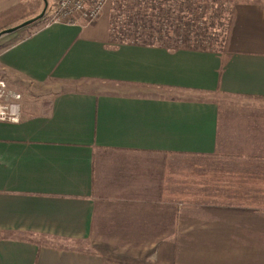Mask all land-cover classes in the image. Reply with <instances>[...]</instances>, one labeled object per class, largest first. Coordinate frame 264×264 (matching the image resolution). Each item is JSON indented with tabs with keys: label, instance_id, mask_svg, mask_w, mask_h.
Returning <instances> with one entry per match:
<instances>
[{
	"label": "crops",
	"instance_id": "crops-1",
	"mask_svg": "<svg viewBox=\"0 0 264 264\" xmlns=\"http://www.w3.org/2000/svg\"><path fill=\"white\" fill-rule=\"evenodd\" d=\"M43 8L0 0V30ZM228 19L220 49L117 40L108 10L0 36L22 94L20 121L0 122V264H180L204 242L264 264V204L240 202L264 195V126L235 140L217 102L264 116V0Z\"/></svg>",
	"mask_w": 264,
	"mask_h": 264
},
{
	"label": "rangeland",
	"instance_id": "rangeland-1",
	"mask_svg": "<svg viewBox=\"0 0 264 264\" xmlns=\"http://www.w3.org/2000/svg\"><path fill=\"white\" fill-rule=\"evenodd\" d=\"M54 0H46L47 8L53 3ZM179 1V0H177ZM157 2H161V5L166 8V6H170V8H173L174 12H177V6L178 3L176 2L173 5V0H106V3L103 5V8L101 9V13L105 10H108V13L110 15L111 19V27L114 29L113 33H115V38L119 40L120 36L118 35V32H120V29H122V26L126 27L128 26L127 22H132V18L135 16H141L144 15V11L146 8L151 9L154 8ZM169 2H171L169 4ZM195 2L198 3H207L209 8L208 11L205 12V14L200 15V8H194L191 5L192 11L188 9L189 15L192 20V29L197 31L198 33L196 35H191L188 37V41L185 40L184 44L189 42L191 45L195 44L196 38H199L202 40V43H200L202 48H211V49H220L222 44H224L225 41H223L224 33H226L228 25H229V9H231L232 5L234 4V0H195ZM43 5L44 0H43ZM159 5V4H158ZM195 5V4H194ZM217 7V9L212 10L213 7ZM190 7V6H189ZM46 8V11H47ZM176 9V10H175ZM45 11V13H46ZM185 12L186 10H182ZM147 12H150L147 11ZM213 12V13H212ZM100 13V14H101ZM179 13V12H178ZM215 13H218V16H215ZM209 16L212 17V19H209ZM187 16H184L182 20H186ZM29 19V18H28ZM27 20V19H25ZM23 20V21H25ZM47 20V18H46ZM181 20V23L184 22ZM190 20V19H189ZM21 21L20 23H22ZM144 22V20H142ZM181 23H178L179 26L182 28L184 27ZM32 24V23H31ZM141 24V23H140ZM30 25V24H29ZM28 26V25H26ZM141 26H143L141 24ZM153 26H157L156 23L152 24V33L148 35V38L145 36H142L146 38V40H149L150 43H159V41H163L165 45H172L176 46V41H174L175 36L171 35L170 33L166 36H162L161 38L158 37L156 34V29L153 28ZM125 27V28H126ZM124 28V31L126 33V30ZM198 28H201L200 30ZM6 29V28H4ZM3 30V29H2ZM135 30V28H134ZM143 29H138L136 31H142ZM148 29L145 27V29L141 32L142 34L147 33ZM194 31V32H195ZM125 41L134 40V38L123 36L121 37ZM183 37H180L178 42H183ZM139 39V38H138ZM222 43V44H221ZM181 45V43H178ZM230 97V98H229ZM218 96L217 102L220 105L219 112L221 113V117L226 114V123H228L231 133L233 134V137L235 140L242 139L240 134L241 132L243 135H245L244 129H249L248 133H253L256 130L259 131V126L263 128L264 125L261 124L264 120V116H262L258 110H243L246 109V107H242V101L238 100L237 98H232L231 96ZM248 109V107H247ZM258 112V113H257ZM259 123V124H258ZM246 126V127H245ZM245 127V128H244ZM260 132V131H259ZM237 134V135H236ZM261 134V133H260ZM242 135V136H243ZM239 139V140H240ZM222 155H225L222 153ZM193 159L192 157L188 158V160ZM224 159H221L220 164L224 163ZM206 163V161L204 162ZM239 164V163H238ZM187 164V167H191ZM241 166V165H240ZM192 172L191 170L189 171ZM193 173V172H192ZM190 175V174H189ZM234 182H236L234 180ZM240 183V180L238 181ZM255 199H248L246 196L242 197L240 196V202H246V201H253L251 203H255L257 205H260L258 202H261L264 204V195L262 196H254ZM185 203L186 207L192 208L194 204H198V201H195L196 199L192 196V193L189 194V191H187L185 196ZM240 204V203H239ZM192 205V206H191ZM236 205V204H235ZM241 205V204H240ZM263 206V205H262ZM238 210V209H236ZM221 212V211H217ZM235 215L237 218L240 217L241 213L239 211L235 212ZM224 216V214L222 215ZM208 228V227H207ZM156 246V245H155ZM226 245L225 243H214V242H204V243H186L185 249H186V257L185 260L180 259V264H224L225 261L222 259L224 255L226 254ZM162 252V250H160ZM160 253V252H159ZM165 254V251H164ZM166 255V254H165ZM168 255V254H167ZM155 256V255H154ZM170 264L173 263L172 258L169 260ZM179 262V261H178ZM174 264H177V259L175 260Z\"/></svg>",
	"mask_w": 264,
	"mask_h": 264
},
{
	"label": "trees",
	"instance_id": "trees-1",
	"mask_svg": "<svg viewBox=\"0 0 264 264\" xmlns=\"http://www.w3.org/2000/svg\"><path fill=\"white\" fill-rule=\"evenodd\" d=\"M213 1V0H211ZM178 3L179 6H177V12L173 11V8H170V6H166L163 7L161 5V2H157L156 5H154L155 7H152V11L151 9L146 8V10L144 11V15L139 16H135L132 18V22H127L128 26H122L123 28L120 29V32H118V35L120 36L119 40L120 41H125L123 38V36H127V37H131L134 38V40H129V41H125V42H134V43H150L149 40H146V38L142 37L145 36L148 38V35H150L152 33V24L156 23L157 26H153L154 29H156V34L158 35L159 38H161L162 36H166L169 33L173 36H175L174 41H176V47L178 46H185V47H193V48H202L200 43H202V40L199 38H196V42L195 44L191 45L189 42L184 44V41L188 39V37L191 35H196L198 32L192 29V23L191 20L192 18L189 15L188 9L191 8V5L196 9V8H200L201 11L199 12L201 16V14H205L206 11H208V4L207 3H196L195 0H173V5L175 3ZM171 2H169L170 4ZM159 4V5H158ZM195 4V5H194ZM190 6V7H189ZM186 10L185 12H183L182 10ZM217 9V7H213L212 10ZM150 12H147L149 11ZM176 10V9H175ZM191 11L193 10L192 8L190 9ZM179 12V13H178ZM213 13V12H212ZM45 16V14H44ZM184 16H187L186 20H182L179 18H182ZM215 16H218V13H215ZM190 19V20H189ZM209 19H212L211 16H209ZM40 20L36 19L34 20L32 23L36 22ZM144 20V22L142 21ZM181 20L184 21L181 23ZM143 26H141V24ZM178 23H181L184 27H180ZM31 24V23H30ZM29 25V24H28ZM126 27V28H125ZM145 27L148 29L147 33H141ZM124 28L126 30V33L124 31ZM135 28V30H134ZM143 29L142 31H136L138 29ZM199 30L201 28H198ZM112 30L114 31V29L112 28ZM195 31V32H194ZM148 34V35H147ZM225 34L224 33V37H223V41L225 40ZM113 35L115 36L116 34L113 33ZM162 37V39H163ZM180 37H183V42H178ZM139 38V39H138ZM188 41V40H187ZM156 43V42H155ZM178 43H181V45H179ZM159 44H165L162 40L159 41ZM222 44V43H221ZM211 49V48H209Z\"/></svg>",
	"mask_w": 264,
	"mask_h": 264
},
{
	"label": "built area",
	"instance_id": "built-area-1",
	"mask_svg": "<svg viewBox=\"0 0 264 264\" xmlns=\"http://www.w3.org/2000/svg\"><path fill=\"white\" fill-rule=\"evenodd\" d=\"M106 0H55L45 13V24L51 23H90L101 13ZM22 94L10 88L0 76V122L20 121V101Z\"/></svg>",
	"mask_w": 264,
	"mask_h": 264
},
{
	"label": "water",
	"instance_id": "water-1",
	"mask_svg": "<svg viewBox=\"0 0 264 264\" xmlns=\"http://www.w3.org/2000/svg\"><path fill=\"white\" fill-rule=\"evenodd\" d=\"M44 4H45L44 8L42 9V11L37 16H35L33 18H30V19H27V20L23 21L22 23H20V24H18L16 26H13V27H9V28L0 30V36L3 35V34L12 33V32H14L17 29H19V28H21L23 26H26V25L32 23L34 20L43 17L44 14H45L46 8H47L46 0H44Z\"/></svg>",
	"mask_w": 264,
	"mask_h": 264
}]
</instances>
